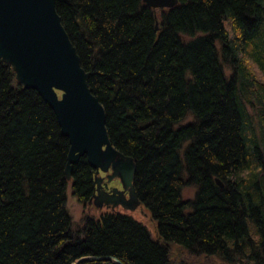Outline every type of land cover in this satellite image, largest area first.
I'll list each match as a JSON object with an SVG mask.
<instances>
[{"label": "trees", "instance_id": "16d2710c", "mask_svg": "<svg viewBox=\"0 0 264 264\" xmlns=\"http://www.w3.org/2000/svg\"><path fill=\"white\" fill-rule=\"evenodd\" d=\"M56 11L112 145L137 165L158 238L115 213L73 226L68 186L87 207L93 169L85 157L67 181L55 112L0 58V264H186L172 245L200 264H264V0L158 12L144 0H56Z\"/></svg>", "mask_w": 264, "mask_h": 264}, {"label": "water", "instance_id": "95a60500", "mask_svg": "<svg viewBox=\"0 0 264 264\" xmlns=\"http://www.w3.org/2000/svg\"><path fill=\"white\" fill-rule=\"evenodd\" d=\"M144 3L158 12L174 9L178 0ZM0 58L13 67L25 89L36 91L55 112L71 145L67 181L72 180L74 167L86 157L94 170L96 189L90 205L113 210L122 207L129 212L142 207L134 187L137 165L110 141L105 110L92 94L90 76L62 25L56 0H0ZM110 171L107 180H119L122 191L102 190L108 186H103L105 179L100 174ZM94 260L103 259L85 258L79 264Z\"/></svg>", "mask_w": 264, "mask_h": 264}, {"label": "rangeland", "instance_id": "374dc122", "mask_svg": "<svg viewBox=\"0 0 264 264\" xmlns=\"http://www.w3.org/2000/svg\"><path fill=\"white\" fill-rule=\"evenodd\" d=\"M104 179L106 180L107 177ZM102 190H106V189L103 188ZM194 194H195L194 189L187 190L185 192V199L193 198ZM67 198H68L67 208H68L69 215L72 219V223L74 227H77L82 224V219L84 215L86 214L96 217V218H100L103 214L115 213V214H122V215H128V216L133 217L136 221L142 223L148 229L153 240L156 241L158 238L156 223L152 220L150 213L145 206L140 207L135 212L126 211L122 207H118L115 210H113L112 208L98 209L93 204L92 205L88 204L87 207H84L82 204L79 203L77 198L73 196L71 184H69L68 186ZM170 254L172 256V259L176 262L183 261L186 264H200V262L203 261L202 259L195 260L191 257H188L186 251H184L183 249L175 245H172Z\"/></svg>", "mask_w": 264, "mask_h": 264}, {"label": "flooded vegetation", "instance_id": "af4514ba", "mask_svg": "<svg viewBox=\"0 0 264 264\" xmlns=\"http://www.w3.org/2000/svg\"><path fill=\"white\" fill-rule=\"evenodd\" d=\"M100 176H101L102 178H106V177L109 176V174H103V173H101ZM103 186H108V187H105L107 191H111V190L116 189V188H117L118 190H120V191L123 190V188H122V186H121V184H120V182H119L118 180H116V181H112L111 183H109L108 180L106 179V180L104 181V183H103Z\"/></svg>", "mask_w": 264, "mask_h": 264}, {"label": "bare ground", "instance_id": "6f19581e", "mask_svg": "<svg viewBox=\"0 0 264 264\" xmlns=\"http://www.w3.org/2000/svg\"><path fill=\"white\" fill-rule=\"evenodd\" d=\"M164 11H166V10H164ZM70 154V153H69ZM68 160H69V156H68ZM87 161H88V158H87ZM89 164V163H88ZM67 166H68V162H67ZM90 203V202H89ZM142 206H143V204H142Z\"/></svg>", "mask_w": 264, "mask_h": 264}]
</instances>
